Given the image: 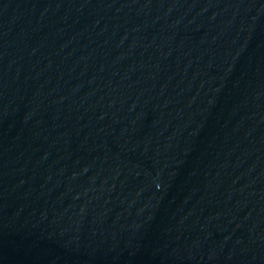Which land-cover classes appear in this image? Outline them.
<instances>
[{
  "label": "water",
  "instance_id": "obj_1",
  "mask_svg": "<svg viewBox=\"0 0 264 264\" xmlns=\"http://www.w3.org/2000/svg\"><path fill=\"white\" fill-rule=\"evenodd\" d=\"M0 264H264V0H0Z\"/></svg>",
  "mask_w": 264,
  "mask_h": 264
}]
</instances>
